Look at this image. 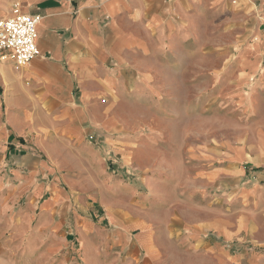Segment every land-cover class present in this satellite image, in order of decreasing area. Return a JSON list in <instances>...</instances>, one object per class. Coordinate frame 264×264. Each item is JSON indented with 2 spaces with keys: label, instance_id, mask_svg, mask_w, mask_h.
<instances>
[{
  "label": "crops",
  "instance_id": "obj_1",
  "mask_svg": "<svg viewBox=\"0 0 264 264\" xmlns=\"http://www.w3.org/2000/svg\"><path fill=\"white\" fill-rule=\"evenodd\" d=\"M255 2L242 13L254 25L252 41L229 69L237 82L232 100L252 120L240 139L250 143L233 148L224 167L229 173L244 163L253 172L243 184L194 185L186 201L164 170L143 179L135 197L137 186L117 159L118 145L130 139L119 131L134 100L164 92L152 83L180 60L197 12L213 0H0V19L15 10L39 18V56L22 67L0 60V193H8L1 203L14 205L27 193V209L38 206L30 252L43 248L53 264H151L165 238L211 253L216 241L255 227L264 217V0ZM165 188L174 190L171 198ZM2 217L13 237L31 220ZM74 234L79 261L66 251Z\"/></svg>",
  "mask_w": 264,
  "mask_h": 264
},
{
  "label": "rangeland",
  "instance_id": "obj_2",
  "mask_svg": "<svg viewBox=\"0 0 264 264\" xmlns=\"http://www.w3.org/2000/svg\"><path fill=\"white\" fill-rule=\"evenodd\" d=\"M254 3L257 4L249 0H213L211 7L202 6L192 23L193 36L177 51L180 60L165 66L164 77L152 83L162 86L164 92L145 93L126 111L129 119L119 135L130 140L124 146L118 145L121 150L117 159L127 180L137 186L135 197L144 189L139 188L142 180L156 177L157 170H164L162 178L168 184L173 183V178L179 181L180 196L186 201L187 190L194 185L202 187L225 180L243 184L250 179L251 166L235 163L234 172L229 173L224 167L233 148L250 143L240 139L252 131V120L244 117L232 100L229 92L237 82L229 69L237 53L252 41L254 25L250 24L252 20H244L242 13L253 8ZM61 188L68 195L78 193L77 188ZM163 191L171 198L174 190ZM26 196L23 194L14 205L3 204L2 198L8 193H0V264H53L43 248L35 249L32 244L37 251L30 252L39 209L37 205L27 209ZM196 203L199 208L205 207L199 195ZM178 209L176 206L173 210ZM201 210L196 212L198 220L204 219ZM23 213L31 220H22L20 235L13 237L11 224L7 226L2 215ZM254 221L252 230L246 228L238 236L221 242L213 238L218 242L217 252L189 251L174 238H165L161 247L164 251L152 254L151 264H264V217ZM70 238L66 250L69 259L79 261L82 251L77 236Z\"/></svg>",
  "mask_w": 264,
  "mask_h": 264
},
{
  "label": "built area",
  "instance_id": "obj_3",
  "mask_svg": "<svg viewBox=\"0 0 264 264\" xmlns=\"http://www.w3.org/2000/svg\"><path fill=\"white\" fill-rule=\"evenodd\" d=\"M38 22V17L17 10L12 16L0 19V60H10L22 67L36 59L39 56L36 43Z\"/></svg>",
  "mask_w": 264,
  "mask_h": 264
}]
</instances>
